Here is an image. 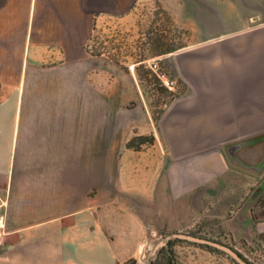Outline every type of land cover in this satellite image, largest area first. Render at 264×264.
Instances as JSON below:
<instances>
[{
  "label": "crops",
  "instance_id": "obj_1",
  "mask_svg": "<svg viewBox=\"0 0 264 264\" xmlns=\"http://www.w3.org/2000/svg\"><path fill=\"white\" fill-rule=\"evenodd\" d=\"M140 1L0 0V264H124L199 221L264 260L263 59L195 61L157 104L89 53Z\"/></svg>",
  "mask_w": 264,
  "mask_h": 264
},
{
  "label": "rangeland",
  "instance_id": "obj_2",
  "mask_svg": "<svg viewBox=\"0 0 264 264\" xmlns=\"http://www.w3.org/2000/svg\"><path fill=\"white\" fill-rule=\"evenodd\" d=\"M88 44L91 55L135 71L142 89L159 94L154 101L158 104L184 89L181 75L191 73L195 61H212L214 68L223 70L257 56L264 63V0H141L123 15L99 18ZM160 73L174 85H165ZM90 75V84L96 87V75ZM112 81L107 72L106 88ZM201 223L159 230L147 241L150 253L124 264H240L232 254L178 233L224 243L251 264H262Z\"/></svg>",
  "mask_w": 264,
  "mask_h": 264
},
{
  "label": "water",
  "instance_id": "obj_3",
  "mask_svg": "<svg viewBox=\"0 0 264 264\" xmlns=\"http://www.w3.org/2000/svg\"><path fill=\"white\" fill-rule=\"evenodd\" d=\"M179 237H184V238H188L197 242H201V243H207L212 245L213 247L222 249L230 254L233 255V257L240 263V264H251L249 261H247L246 259H244L237 251H235L231 246L226 245L224 243L218 242V241H214L212 239H208V238H202V237H197V236H192V234H184V233H178L176 234Z\"/></svg>",
  "mask_w": 264,
  "mask_h": 264
},
{
  "label": "built area",
  "instance_id": "obj_4",
  "mask_svg": "<svg viewBox=\"0 0 264 264\" xmlns=\"http://www.w3.org/2000/svg\"><path fill=\"white\" fill-rule=\"evenodd\" d=\"M155 65V67H157L158 66V64L156 63V64H154ZM159 75V77L161 78V80L163 81V83L165 84V85H167L168 87H172L173 85H174V80L173 79H171V78H169L168 76H167V74L166 73H160V74H158ZM260 263H262V264H264V260L263 259H260V260H258Z\"/></svg>",
  "mask_w": 264,
  "mask_h": 264
},
{
  "label": "trees",
  "instance_id": "obj_5",
  "mask_svg": "<svg viewBox=\"0 0 264 264\" xmlns=\"http://www.w3.org/2000/svg\"><path fill=\"white\" fill-rule=\"evenodd\" d=\"M142 138L145 139V140H148V141H152L153 140L152 135L151 136H143ZM128 143L131 146H135V139H130Z\"/></svg>",
  "mask_w": 264,
  "mask_h": 264
},
{
  "label": "bare ground",
  "instance_id": "obj_6",
  "mask_svg": "<svg viewBox=\"0 0 264 264\" xmlns=\"http://www.w3.org/2000/svg\"><path fill=\"white\" fill-rule=\"evenodd\" d=\"M149 251V250H148ZM142 252H143V255L147 252V246L146 245H143L142 246ZM150 252V251H149Z\"/></svg>",
  "mask_w": 264,
  "mask_h": 264
}]
</instances>
